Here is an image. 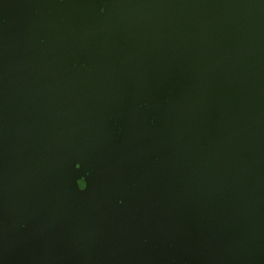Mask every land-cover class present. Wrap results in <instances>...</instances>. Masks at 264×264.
<instances>
[{"label": "water", "instance_id": "95a60500", "mask_svg": "<svg viewBox=\"0 0 264 264\" xmlns=\"http://www.w3.org/2000/svg\"><path fill=\"white\" fill-rule=\"evenodd\" d=\"M0 264H264V0H0Z\"/></svg>", "mask_w": 264, "mask_h": 264}, {"label": "clouds", "instance_id": "9594fccd", "mask_svg": "<svg viewBox=\"0 0 264 264\" xmlns=\"http://www.w3.org/2000/svg\"><path fill=\"white\" fill-rule=\"evenodd\" d=\"M105 11V9H101V12L103 13ZM79 187H80V189H83V187H84V185H83V183L81 182V184L79 185Z\"/></svg>", "mask_w": 264, "mask_h": 264}, {"label": "snow or ice", "instance_id": "6c2138e0", "mask_svg": "<svg viewBox=\"0 0 264 264\" xmlns=\"http://www.w3.org/2000/svg\"><path fill=\"white\" fill-rule=\"evenodd\" d=\"M77 165H79V164H77ZM77 165H76V166H77ZM86 188H87V186L84 185L83 189H86ZM83 189H82V190H83Z\"/></svg>", "mask_w": 264, "mask_h": 264}]
</instances>
